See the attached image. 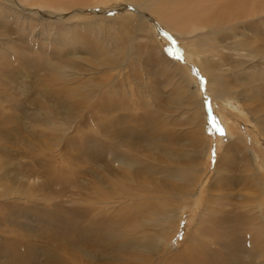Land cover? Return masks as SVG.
Masks as SVG:
<instances>
[{
    "label": "bare ground",
    "instance_id": "1",
    "mask_svg": "<svg viewBox=\"0 0 264 264\" xmlns=\"http://www.w3.org/2000/svg\"><path fill=\"white\" fill-rule=\"evenodd\" d=\"M28 1L31 0H0V20L15 21L19 32L32 29L36 39L42 35L40 40L45 43L54 39L61 30L82 27L76 36L79 40L71 41L75 46L70 45L71 34L59 33L62 39L59 44L63 47L59 50L61 57L47 61L46 70L55 73L58 79L55 83L67 91L73 89L82 100L81 109L86 104L97 103L96 111L99 113L100 107L114 106L119 101L118 111H124V114L114 116L112 122L106 118L99 120V134L95 138L99 140L100 151L90 157L95 161L98 173L94 169L87 170L94 178L98 175L101 188L108 190L120 206L127 204L128 209L117 214L118 221L127 227L132 224L134 230L141 226L147 230L149 225L156 223L162 229H166L168 224L170 228L175 225V229L171 230L174 237L185 214V202L194 197V226L197 229L192 236L194 242L202 241L204 227L210 228L213 222H223L232 216L228 206L234 205L251 216L249 230L254 233L255 239L264 240V156L260 164L254 152V146H259L262 141L257 137L264 138V12L255 13L250 9L247 12L244 7L234 5L223 8L219 5L220 0H191L190 4L186 0H33L39 4L36 9L28 6ZM119 2L122 3L117 11L119 14L128 5L138 6L144 11L137 17L129 14L117 19L97 13L88 18L86 12L89 9L83 8L84 3L98 6L117 5ZM72 13L73 21L68 18ZM148 13L158 15L159 29L147 24ZM185 13L186 17L191 16L184 19ZM13 34L9 27H0V42L15 45ZM160 37L166 43L171 38L176 39L184 64H178L167 56L159 42ZM86 43L90 47L87 48ZM94 43L95 46L100 43V47L93 49ZM64 47L76 51L65 53ZM89 54L94 60L99 58L102 62L91 64L85 59ZM2 57L0 54V61ZM186 60L191 61L195 71L205 78L206 88L219 102L218 105L227 108L230 113L227 129L231 139L224 147L222 138L215 143L222 150L212 170L217 182L211 183L208 179L200 183L203 172H206L203 161H210L215 144L207 131L209 116L206 98L192 90V84L199 81L192 66L185 68ZM114 71H117L115 76L110 73ZM96 74L106 75V79L98 82L99 86L91 93L95 82L92 76ZM150 75L151 79L155 75H168L185 89L190 100V115L185 121H172L181 113H171V109L164 106L161 112L160 102L163 103V100L148 83ZM146 84L151 88L147 95L152 97L150 101L143 96L142 89L146 88ZM135 86L141 90L135 89ZM139 108L143 112L136 115ZM217 112L221 111L218 109ZM52 114L59 116L57 111ZM241 121L249 124L248 134L238 125ZM187 125L190 130L185 137L192 144L193 154L182 153L179 156L168 141L178 136ZM107 136L111 137V143L106 142ZM147 138H156L159 146L158 143L148 142ZM94 141L89 140L88 146ZM120 149H126L125 152L130 155L122 156ZM110 156L111 161L108 160ZM236 159L243 165L234 171L232 167ZM242 179L251 182L252 192L242 186L235 190ZM120 181L124 183L120 184ZM7 182L0 183V193L22 191ZM196 186L200 187L199 192L195 191ZM206 197L207 200L204 199ZM180 204L184 206L180 208ZM170 240L157 241L156 251H170ZM255 244L260 246L262 243ZM181 250L184 251L185 247Z\"/></svg>",
    "mask_w": 264,
    "mask_h": 264
},
{
    "label": "rangeland",
    "instance_id": "2",
    "mask_svg": "<svg viewBox=\"0 0 264 264\" xmlns=\"http://www.w3.org/2000/svg\"><path fill=\"white\" fill-rule=\"evenodd\" d=\"M237 1L220 0L219 5L223 8L232 5L244 7L247 12L250 10L256 11L255 13L264 12V0ZM185 2L190 4L188 2L191 0ZM26 4L33 9L39 6L33 0ZM121 5L120 2L117 5L98 6L84 3L83 8L89 9L86 12L88 18L97 13L103 17L110 16L117 19L129 14L137 17L144 11L138 6L128 5L127 11L123 10L126 12L122 11L119 14L117 11ZM186 15L187 13L183 15L184 19L191 16L186 17ZM68 18L73 21V13ZM146 20L152 27L158 28L161 25L158 15L153 13H148ZM0 27L3 29L9 27L14 33L12 38L15 40V45H3L0 42V54L3 56L0 61V132L2 133L0 179L3 181L0 183L8 181L7 183L14 184V188L22 189L18 193L13 191L0 193V264H260L264 262V240L255 239L254 233L249 230V224L252 223L251 216L245 215V210L238 208L237 205L228 206L232 216L230 215L227 220L223 222L217 220L210 228H203L205 237H202L200 243L194 242L192 237L197 230L194 226L196 217L194 197L185 202V214L175 230L174 237L171 236V230L175 229V225H171L170 228L168 224L166 229H162L161 225L156 223L149 225L147 230L142 226L134 230L132 224L127 227L126 224L119 222L117 214L121 211L125 212L128 209L127 204L120 206L108 190L101 188L98 175L94 178L87 170L94 169L93 171L98 173V167L90 157L100 151L99 140L95 138L99 134V120L106 118L110 122L114 116L124 114V111H118L119 101L114 106L100 107L99 113L96 111L97 103L86 104L81 109L82 100L73 89L67 91L55 83L54 81L58 80L55 73L46 70L47 61L61 57L59 50L63 47L59 44L62 42L59 33L71 34L70 45L75 46L71 41L77 39L76 36L78 37L82 27L71 28L70 31L61 30L47 43L40 40L43 38L42 35L36 39L35 33L30 28L20 33L17 30V23L13 20H0ZM34 40L38 43L36 44L37 41ZM175 40L171 38L170 42L166 43L160 37L159 42L167 56L182 64L184 60L182 50ZM96 45L95 43L92 45L93 49L100 47V43ZM85 46L90 47L87 43ZM66 47H64L65 53L76 51ZM129 47L133 45L129 44ZM85 59L91 64L94 61L102 62L99 58L94 60L91 54L86 55ZM188 65L193 67L192 70H196L191 61H187L185 68ZM110 73L115 76L117 71ZM194 73L199 83L192 84L191 88L197 95L206 98L209 137L213 145L222 138L224 147L231 139L227 129L229 110L218 105L219 102L206 88L205 78L197 71ZM92 77L95 82L91 93L96 86H99L98 82L105 81L106 75L96 74ZM169 77L155 75L154 79H151L150 75L148 83H151V88L155 89L163 100V103L160 102L161 112L165 107L169 108L171 113H181L172 121H185L190 115L188 106L190 100L186 96L185 89ZM136 88L141 90L138 86H135ZM150 89L146 84V88L142 89L144 97H147ZM112 98L116 96L112 95ZM145 99L150 101L152 97ZM218 109L220 113L217 112ZM56 111L60 117L52 114ZM141 112L143 110L139 108L135 114ZM238 125H241L246 134L249 133L248 123L241 121ZM184 129L179 134L181 135L179 139V135H176L168 141L179 156L182 153L193 154L192 144L186 138V133L190 130L188 125ZM107 138L106 142L111 143V137L107 136ZM261 138L263 142L261 141L259 146H254L260 164L264 156V138L257 137L260 140ZM89 140H95L93 145L88 146ZM147 141L158 143L157 146L160 144L156 138H147ZM250 145L253 147L251 141ZM120 150L123 151V154L120 153L122 156L130 155L125 152L126 149ZM211 152L210 161H203L206 172H203L200 183L208 179L211 183L217 182L214 181V177L217 176L213 177L212 170L222 150L215 144ZM111 159L110 156L108 160ZM138 161L140 160L136 162ZM239 162L240 160H235L232 167L234 171L243 165ZM114 167L116 168L115 165ZM199 174L201 175V172ZM123 183L120 181V184ZM241 186L252 192L251 182L242 179L241 183L239 181L236 184L235 190ZM196 187L195 191L199 192L200 187ZM204 199L207 200V197ZM104 200L107 202H103ZM183 206L180 204V208ZM158 231H161L160 234ZM162 239L165 241L171 239L170 251L167 250L165 253L156 251V242H164ZM258 242L262 244L257 246L255 243ZM183 247H185L184 251L181 250ZM213 255L216 257L213 258Z\"/></svg>",
    "mask_w": 264,
    "mask_h": 264
}]
</instances>
